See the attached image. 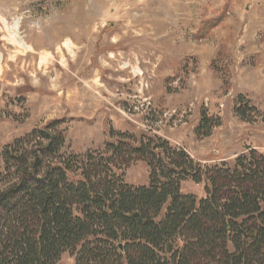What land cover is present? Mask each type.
<instances>
[{"label": "rangeland", "instance_id": "obj_1", "mask_svg": "<svg viewBox=\"0 0 264 264\" xmlns=\"http://www.w3.org/2000/svg\"><path fill=\"white\" fill-rule=\"evenodd\" d=\"M16 22L29 49L11 41ZM204 113L213 127L199 138ZM263 154L264 0H0V195L12 204L53 168L68 183L139 187L188 162L200 181L172 172L184 194L206 198L209 176L228 197L223 172ZM11 216L0 209V237ZM56 264L76 262L66 251Z\"/></svg>", "mask_w": 264, "mask_h": 264}, {"label": "trees", "instance_id": "obj_2", "mask_svg": "<svg viewBox=\"0 0 264 264\" xmlns=\"http://www.w3.org/2000/svg\"><path fill=\"white\" fill-rule=\"evenodd\" d=\"M237 113L247 119L245 109ZM212 127L204 113L197 136H209ZM189 168L190 162L168 167L162 182L153 172L149 186L109 181L101 188L89 177L68 183L66 168L51 169L14 204L11 194L0 195V209H8L14 223L0 237V264H56L66 251L76 264H192L222 252L223 264L264 263V154L248 167L238 159L223 172L231 183L228 197L209 176L206 198L184 194L172 172Z\"/></svg>", "mask_w": 264, "mask_h": 264}, {"label": "bare ground", "instance_id": "obj_3", "mask_svg": "<svg viewBox=\"0 0 264 264\" xmlns=\"http://www.w3.org/2000/svg\"><path fill=\"white\" fill-rule=\"evenodd\" d=\"M10 35H11V41H14L15 43L19 44L20 46L29 49L28 46L21 42V40H18V30H19V22H16L13 27L8 28ZM62 45V44H61ZM65 46L68 48V50H71L73 43L70 40H67L65 43Z\"/></svg>", "mask_w": 264, "mask_h": 264}]
</instances>
